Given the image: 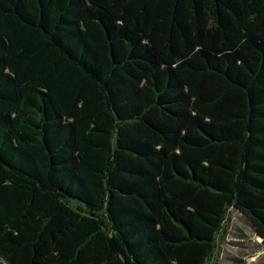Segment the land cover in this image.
<instances>
[{"label":"trees","instance_id":"1","mask_svg":"<svg viewBox=\"0 0 264 264\" xmlns=\"http://www.w3.org/2000/svg\"><path fill=\"white\" fill-rule=\"evenodd\" d=\"M264 246V0H0V264H208Z\"/></svg>","mask_w":264,"mask_h":264},{"label":"rangeland","instance_id":"2","mask_svg":"<svg viewBox=\"0 0 264 264\" xmlns=\"http://www.w3.org/2000/svg\"><path fill=\"white\" fill-rule=\"evenodd\" d=\"M208 264H264L261 240L236 211L229 212L219 237L218 250Z\"/></svg>","mask_w":264,"mask_h":264}]
</instances>
